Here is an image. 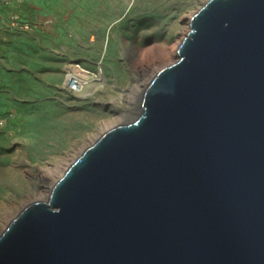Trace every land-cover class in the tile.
Masks as SVG:
<instances>
[{
    "label": "water",
    "instance_id": "95a60500",
    "mask_svg": "<svg viewBox=\"0 0 264 264\" xmlns=\"http://www.w3.org/2000/svg\"><path fill=\"white\" fill-rule=\"evenodd\" d=\"M132 120L0 233V264H264V0H208Z\"/></svg>",
    "mask_w": 264,
    "mask_h": 264
},
{
    "label": "rangeland",
    "instance_id": "374dc122",
    "mask_svg": "<svg viewBox=\"0 0 264 264\" xmlns=\"http://www.w3.org/2000/svg\"><path fill=\"white\" fill-rule=\"evenodd\" d=\"M2 1L0 231L46 199L53 178L104 131L136 117L134 85L178 58L189 18L208 0ZM12 14L43 28L13 27ZM74 64L99 73L79 93L66 84Z\"/></svg>",
    "mask_w": 264,
    "mask_h": 264
},
{
    "label": "built area",
    "instance_id": "2783aa9c",
    "mask_svg": "<svg viewBox=\"0 0 264 264\" xmlns=\"http://www.w3.org/2000/svg\"><path fill=\"white\" fill-rule=\"evenodd\" d=\"M24 1V0H17ZM9 23L11 26L16 28L32 30L36 27V24H30L22 20L19 14H12L9 18ZM91 76H99V73L93 70L86 69L80 64L71 65L68 69L66 75V84L72 91L81 92L84 90L85 86L89 84V79ZM3 125V121H0V126Z\"/></svg>",
    "mask_w": 264,
    "mask_h": 264
},
{
    "label": "bare ground",
    "instance_id": "6f19581e",
    "mask_svg": "<svg viewBox=\"0 0 264 264\" xmlns=\"http://www.w3.org/2000/svg\"><path fill=\"white\" fill-rule=\"evenodd\" d=\"M191 18V17H190ZM190 18H189V25H188V27H189V29H190V27H191V25H190ZM187 34V33H186ZM182 40L183 39H180L179 40V43L177 44V46L174 48V56H177V57H179V52H178V48H179V45H180V43L182 42ZM140 71H145L146 72V70H144V68H142V70H140ZM154 72H156V71H154ZM150 74V73H149ZM150 76V75H149ZM153 76V74L151 75V77ZM150 78V77H149ZM145 86V84L144 85H142V87H139V86H135L134 85V87H133V93H132V96L136 99V100H139L140 101V104H141V101H142V95H143V90H144V87ZM140 112V111H139ZM139 112L137 113V115L139 114ZM137 115H135V116H137ZM126 122V121H125ZM121 123H122V121H121ZM66 169V168H65ZM64 169V170H65ZM59 177H55V178H53V180L51 181V184H50V188H49V190H48V193H47V195H46V197L48 196V194H49V192H50V189H51V187L53 186V184H54V182L58 179ZM7 225H8V223H7ZM6 225V226H7ZM2 230H4V229H2ZM2 230L0 231V233L2 232Z\"/></svg>",
    "mask_w": 264,
    "mask_h": 264
},
{
    "label": "crops",
    "instance_id": "0c3cea01",
    "mask_svg": "<svg viewBox=\"0 0 264 264\" xmlns=\"http://www.w3.org/2000/svg\"><path fill=\"white\" fill-rule=\"evenodd\" d=\"M15 0H3V4L5 5H9V4H13ZM31 24H36L37 26L34 27V29H32L33 31H41V29L43 28V23L42 22H35V23H31Z\"/></svg>",
    "mask_w": 264,
    "mask_h": 264
}]
</instances>
